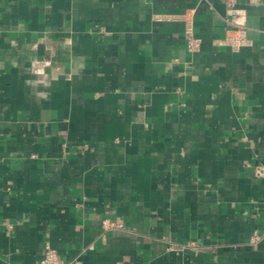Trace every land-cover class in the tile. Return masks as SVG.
Segmentation results:
<instances>
[{
  "label": "crops",
  "instance_id": "obj_1",
  "mask_svg": "<svg viewBox=\"0 0 264 264\" xmlns=\"http://www.w3.org/2000/svg\"><path fill=\"white\" fill-rule=\"evenodd\" d=\"M259 165L264 0H0V264H264Z\"/></svg>",
  "mask_w": 264,
  "mask_h": 264
},
{
  "label": "built area",
  "instance_id": "obj_2",
  "mask_svg": "<svg viewBox=\"0 0 264 264\" xmlns=\"http://www.w3.org/2000/svg\"><path fill=\"white\" fill-rule=\"evenodd\" d=\"M237 1L238 0H226L228 5H230L231 7H235L237 4ZM188 38H189L188 40L189 49L190 50L198 49L200 46V38L195 37L193 33H191L190 30L188 31ZM255 173L258 177L264 178V165L256 166ZM104 224L107 227H114V226L120 225V224H114V222H108V220H105ZM40 264H69V263L63 260L59 256L55 248H53L50 245H47L45 247V253H44L43 258L41 259Z\"/></svg>",
  "mask_w": 264,
  "mask_h": 264
}]
</instances>
